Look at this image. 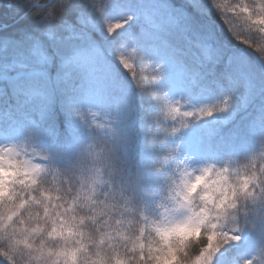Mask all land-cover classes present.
<instances>
[{"label": "clouds", "instance_id": "obj_1", "mask_svg": "<svg viewBox=\"0 0 264 264\" xmlns=\"http://www.w3.org/2000/svg\"><path fill=\"white\" fill-rule=\"evenodd\" d=\"M29 3L38 5L28 10L39 16L49 34L63 24L79 0ZM221 3L218 7L212 0L208 8L228 37L264 57V0ZM133 19L135 14H129L124 23ZM198 27L215 35L211 22ZM105 28L111 29L108 37L114 35L110 23ZM176 28L189 32L183 21ZM199 36L192 32L193 38ZM216 43L228 50L226 41L217 38ZM230 54L242 57L235 51ZM35 63V78L30 72L28 79L16 85L21 107L35 104L44 115L54 117L57 98L70 81L85 97L90 86L106 85V122L98 127L107 128L109 136L88 152L87 181L80 159L87 146L70 148L67 165L54 167L45 163L48 152L32 122L23 126V137L0 142V198L7 197L0 201V264H217L218 254L230 242L239 241L241 231L264 232V97L258 102L254 97L246 102L232 97L233 108L244 110L245 132L235 146L219 155L183 153L179 139L168 142L179 131L172 127L165 132L163 156L151 166L141 163L133 167L130 151L135 140L113 128L109 117L117 121L116 109L122 105L131 116L138 98L151 100L164 91L167 73L163 62L139 49L107 51L94 38H86L67 53L44 49ZM146 68L158 89L145 91ZM124 71L126 76L121 74ZM126 79L131 81V90ZM72 111L80 120L85 112L94 116L101 112L86 101L77 103ZM140 128L143 148L151 137L143 125ZM86 130L90 136L94 131ZM32 164L41 165L42 171L30 192L26 184L31 173L26 166ZM45 172L62 176V186L42 182ZM150 174H159L162 194L149 206L144 196L153 190L147 179ZM95 185H103V191ZM39 187L54 194L46 201L49 214L42 211ZM33 197L30 206L17 208L19 201ZM240 264H264V241Z\"/></svg>", "mask_w": 264, "mask_h": 264}, {"label": "snow or ice", "instance_id": "obj_2", "mask_svg": "<svg viewBox=\"0 0 264 264\" xmlns=\"http://www.w3.org/2000/svg\"><path fill=\"white\" fill-rule=\"evenodd\" d=\"M205 47H208V46L206 45ZM26 169L29 173H31V176L29 177V181L26 184L27 189L31 192L33 190V188L37 186V178L42 171V166L38 165V164H32V165H27ZM38 192H39L40 201L42 203V211L44 214H49L50 210H49V207L47 206L46 201L51 200V198L54 194L51 190H46L42 187L38 188ZM6 198L7 197H2V198H0V201H2L3 199H6ZM35 199L36 198L33 197L31 200H21L18 202L17 208L20 209L23 207L30 206L31 203ZM225 238H228V237H225ZM231 239L238 240L239 237L238 236H232Z\"/></svg>", "mask_w": 264, "mask_h": 264}, {"label": "trees", "instance_id": "obj_3", "mask_svg": "<svg viewBox=\"0 0 264 264\" xmlns=\"http://www.w3.org/2000/svg\"><path fill=\"white\" fill-rule=\"evenodd\" d=\"M227 113H235V109L234 108H229L228 109V111H227ZM47 133H49V135L50 136H52V137H54L56 134H54V133H52V131H47ZM246 233V235H247V232H245ZM245 233H243L242 235H240L241 237H244L245 236ZM254 237H256V239H255V241H256V244L258 245L260 242H262V241H264V236H261V235H257V236H254ZM247 238V236L244 238V239H242V240H240V242H243V241H245V239ZM239 242V243H240ZM253 244H254V242H253ZM226 249L225 248H223L222 250H221V252L218 254V257H217V259H221V257H222V255L224 254V255H226V259H227V261L228 262H230V263H232V264H240V260L239 259H236V257H233V256H231L230 254H226Z\"/></svg>", "mask_w": 264, "mask_h": 264}, {"label": "rangeland", "instance_id": "obj_4", "mask_svg": "<svg viewBox=\"0 0 264 264\" xmlns=\"http://www.w3.org/2000/svg\"><path fill=\"white\" fill-rule=\"evenodd\" d=\"M140 3H142V1L138 0V1H137V6H139ZM151 14H152V21H155V22L160 21V18L158 17L157 12H156L155 9H153V8L151 9ZM164 19H165V18H164ZM172 35H173V34H172ZM173 36H174V35H173ZM197 44H198V43H197ZM187 45H189V44H187ZM187 47H189V46H187ZM194 47H196V48L198 49V51H199V50H200V51L202 50V53H203L204 56H205V55L207 54V52H208V49L205 47L204 44H201L200 46H199V44H198V46L195 45ZM193 59H194V60H201L202 58H200V57L194 55ZM205 59H206V58H203V61H205ZM194 62H196V61H194Z\"/></svg>", "mask_w": 264, "mask_h": 264}]
</instances>
